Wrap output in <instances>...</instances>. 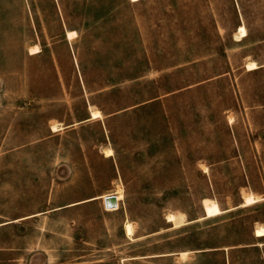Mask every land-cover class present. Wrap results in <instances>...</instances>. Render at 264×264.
I'll return each instance as SVG.
<instances>
[{
	"label": "rangeland",
	"instance_id": "374dc122",
	"mask_svg": "<svg viewBox=\"0 0 264 264\" xmlns=\"http://www.w3.org/2000/svg\"><path fill=\"white\" fill-rule=\"evenodd\" d=\"M257 226L264 0H0V264H264Z\"/></svg>",
	"mask_w": 264,
	"mask_h": 264
},
{
	"label": "bare ground",
	"instance_id": "6f19581e",
	"mask_svg": "<svg viewBox=\"0 0 264 264\" xmlns=\"http://www.w3.org/2000/svg\"><path fill=\"white\" fill-rule=\"evenodd\" d=\"M238 31H239L238 32L239 35H244L245 34L244 28L242 26L238 27ZM73 34H74V30H69L66 33V35H68V38L73 37L74 36ZM37 50H38V46L34 45L33 47H31L29 49V52L33 53V52H35ZM255 66H257V63L254 60L253 61H248L246 63V67L248 69H253ZM97 116H100L99 110H95V109L92 110V117H97ZM53 128H57V126L55 127L53 125ZM111 154H113V149L111 147H108V148L104 149V155L105 156H109ZM115 195H116V197L118 199H121V194L115 193ZM255 200H256V196L249 194V195L246 196L245 203L249 204V203L254 202ZM113 204H116V200L113 201ZM203 205H204V215H206V216H213V215H216L217 213H220V211H221V208L219 207L218 202L216 200H214V199L209 198V197H205L203 199ZM168 216L170 218L174 217V215H172V214H169ZM126 226H127V232L128 233L131 232V224H130V222L127 223ZM254 232H255L256 236L257 235H264V226H257V228L254 230Z\"/></svg>",
	"mask_w": 264,
	"mask_h": 264
},
{
	"label": "built area",
	"instance_id": "2783aa9c",
	"mask_svg": "<svg viewBox=\"0 0 264 264\" xmlns=\"http://www.w3.org/2000/svg\"><path fill=\"white\" fill-rule=\"evenodd\" d=\"M116 192H109V193H105L102 195V199H103V207L105 210H110L115 208L116 206H118V201L119 199L116 197L115 195ZM110 195H114V199L116 200V204H113L114 199H111Z\"/></svg>",
	"mask_w": 264,
	"mask_h": 264
},
{
	"label": "water",
	"instance_id": "95a60500",
	"mask_svg": "<svg viewBox=\"0 0 264 264\" xmlns=\"http://www.w3.org/2000/svg\"><path fill=\"white\" fill-rule=\"evenodd\" d=\"M110 197H111V199H114L115 197H114V195H110ZM115 200V199H114Z\"/></svg>",
	"mask_w": 264,
	"mask_h": 264
},
{
	"label": "crops",
	"instance_id": "0c3cea01",
	"mask_svg": "<svg viewBox=\"0 0 264 264\" xmlns=\"http://www.w3.org/2000/svg\"><path fill=\"white\" fill-rule=\"evenodd\" d=\"M102 196V195H101Z\"/></svg>",
	"mask_w": 264,
	"mask_h": 264
}]
</instances>
